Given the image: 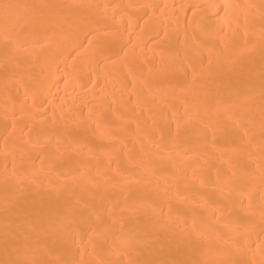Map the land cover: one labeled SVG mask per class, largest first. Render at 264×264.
<instances>
[{"label":"bare ground","instance_id":"1","mask_svg":"<svg viewBox=\"0 0 264 264\" xmlns=\"http://www.w3.org/2000/svg\"><path fill=\"white\" fill-rule=\"evenodd\" d=\"M262 202L264 0H0V264H235Z\"/></svg>","mask_w":264,"mask_h":264},{"label":"snow or ice","instance_id":"2","mask_svg":"<svg viewBox=\"0 0 264 264\" xmlns=\"http://www.w3.org/2000/svg\"><path fill=\"white\" fill-rule=\"evenodd\" d=\"M5 8L11 7L10 5H5ZM231 5H225L226 10L228 8H230ZM227 14V12H226ZM107 17H108V11H107V7L105 6V11L103 13V16L100 20L97 21V23H101V24H107ZM113 19H115V16L113 14ZM116 24L119 23V21H115ZM104 29L100 28V29H93L92 31H90L88 33L89 36H92L97 43H99L102 39L103 36L102 35H98V33H103ZM16 41L13 37L11 36H5V44H15ZM93 43L92 40H88L87 44L91 45ZM83 47V45L81 46ZM77 55H79V53H77ZM129 76L131 77V81H135L137 79H140L138 76L132 75L131 71H129ZM65 86H67L69 84V80L65 79L64 80ZM143 83V81H142ZM91 111V109L89 110ZM61 116H64V113H61ZM179 127V125H178ZM58 134L56 135L55 139L57 140L58 143H62V142H67L69 144V146H71V137H73L76 134V128L75 126L69 122L64 124L60 129L57 130ZM240 131L244 134L247 135V131L241 127ZM200 140L203 142L202 146L203 147H207L208 145H212L215 146L217 144H220L222 142V135L217 134V132H214L212 130L211 127H209L208 125L204 126V132L200 134ZM220 152V149H216L215 153H204V156H207L208 159L210 160L212 158V155L217 154ZM203 158V156H197L195 158L193 157H188V163L192 164V163H197L199 160H201ZM205 163H207V161H205ZM200 172H203V168L201 167L200 169H198ZM204 190L207 192L208 197L211 198V196L215 195L217 192H219L221 195L225 196V200H224V205L222 208L217 209V211H219L221 213V215H223L224 210L228 209L230 207V205L232 204V201H230L228 199V193L230 191V184L229 181L227 179H222L221 175L219 173H217L216 177L214 179H212L210 181L209 184L207 185H203ZM252 200L249 199L247 202V208L249 211L252 210ZM260 214H261V218L262 220H264V202H262L261 207H260ZM227 227V225H226ZM236 231V235L235 237L232 239V243L234 244V246L238 249L239 253L242 256H247L250 254V258L247 259H240L237 260L235 262V264H264V238H261L258 240L257 243H255L254 247H250L248 245V242L246 240V233L245 232H240L238 229L235 230ZM260 237H264V230H262L260 232ZM53 264H63V262L60 261H54ZM103 264H111V262L109 261H105L103 262Z\"/></svg>","mask_w":264,"mask_h":264}]
</instances>
